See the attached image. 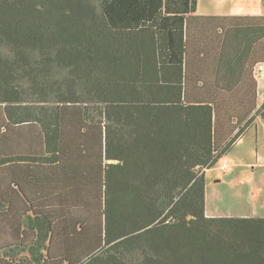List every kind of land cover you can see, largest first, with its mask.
<instances>
[{"label": "trees", "instance_id": "trees-1", "mask_svg": "<svg viewBox=\"0 0 264 264\" xmlns=\"http://www.w3.org/2000/svg\"><path fill=\"white\" fill-rule=\"evenodd\" d=\"M197 4L0 0V167L18 189L0 264H264V217L207 215L206 169L244 128L219 144L216 101L186 93ZM21 123L38 151H9L26 143ZM64 156L100 160L90 222L38 212V161Z\"/></svg>", "mask_w": 264, "mask_h": 264}, {"label": "crops", "instance_id": "crops-1", "mask_svg": "<svg viewBox=\"0 0 264 264\" xmlns=\"http://www.w3.org/2000/svg\"><path fill=\"white\" fill-rule=\"evenodd\" d=\"M201 11L198 12L197 4V10L190 22L194 45L186 67V93L189 99L216 101L219 112V144H226L237 135L241 127L244 128L223 158H230L243 141V147H247L249 152L254 151V159L248 160L243 158L249 155L239 156L235 153L233 156L238 158V163L234 164L235 168L229 175L220 171L216 173L220 178L215 182L220 184L227 181L228 192L226 189L220 192L213 190L216 184H210L209 176L215 166L206 169L207 215L264 217V171H261L264 163L260 162L259 155L260 146L264 145V132L261 135L260 131L264 127V12ZM97 133L98 129L93 127L85 135L89 149L91 137L97 136ZM59 160L49 163L38 161V212L42 206H47L51 212L56 213L57 218L60 217L57 222L62 221V225L76 219L92 221V216H99V206L95 202L102 189L99 186H90V166L99 165L100 160L90 157L80 159L75 156H64ZM223 165H226V170L225 161L221 165L222 171ZM256 167H260L257 169L256 184H247L238 178L245 168ZM8 169L9 167H0V216L3 218L0 217V259L11 256L4 253L13 242L9 221L4 218L11 211L8 199L10 194L13 191L18 193L17 185L12 183ZM41 201L45 203L41 205ZM69 226L73 231L75 226ZM83 227L84 222L76 225L78 232ZM17 250L14 254L19 258L23 252Z\"/></svg>", "mask_w": 264, "mask_h": 264}, {"label": "rangeland", "instance_id": "rangeland-1", "mask_svg": "<svg viewBox=\"0 0 264 264\" xmlns=\"http://www.w3.org/2000/svg\"><path fill=\"white\" fill-rule=\"evenodd\" d=\"M201 10H204V12L214 13V12H220V13H251V12H264V0H198V12H202ZM2 51L7 54L6 48H3ZM22 85L25 87L27 83L25 81H22ZM34 97V96H33ZM31 97L30 95L26 96V101L23 102L21 105L24 106H36L38 105V102L35 100V98ZM264 126V122L262 124ZM30 125L21 123L19 126L16 127L17 130H14L16 132H26L27 133V139H25V144L20 145L17 147V143L15 140H12L9 146V151L12 153L15 152H22V151H38V133L34 129H30ZM261 135L262 132H264V127L260 129ZM36 132V133H35ZM245 142H241L236 148L235 152L232 154L230 158L222 157L215 165V170L210 172V184L213 186L216 179L220 178L217 177L216 173L221 172L222 174L229 175L235 168L236 163H238V158L234 157L233 155H249L245 156L243 160L248 159H254V151L251 150L249 152V149L247 147H243ZM260 162L264 163V145L260 146ZM249 157V158H248ZM240 160V159H239ZM226 162L227 168L224 171L221 170V165L223 162ZM260 167H256L255 169L249 168L244 169V171L239 174L240 176L238 178H241V180L247 182V184H256V181L258 180L257 176V169ZM254 170L255 174H254ZM261 171H264L261 170ZM214 191L220 192L221 190H225L228 192L229 190V183L227 181H223L222 183H216L215 182Z\"/></svg>", "mask_w": 264, "mask_h": 264}, {"label": "built area", "instance_id": "built-area-1", "mask_svg": "<svg viewBox=\"0 0 264 264\" xmlns=\"http://www.w3.org/2000/svg\"><path fill=\"white\" fill-rule=\"evenodd\" d=\"M260 69H262V66H260ZM226 165H223L222 168L224 169Z\"/></svg>", "mask_w": 264, "mask_h": 264}]
</instances>
